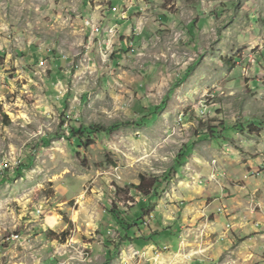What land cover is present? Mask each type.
<instances>
[{
	"label": "rangeland",
	"instance_id": "rangeland-1",
	"mask_svg": "<svg viewBox=\"0 0 264 264\" xmlns=\"http://www.w3.org/2000/svg\"><path fill=\"white\" fill-rule=\"evenodd\" d=\"M119 122L133 125L89 150L69 141L70 127ZM223 124L226 139L195 143ZM186 147L134 232L171 237L140 253L110 211L143 200L116 188L164 175ZM262 159L264 0H0V264H106L107 243L111 264H264Z\"/></svg>",
	"mask_w": 264,
	"mask_h": 264
},
{
	"label": "trees",
	"instance_id": "trees-1",
	"mask_svg": "<svg viewBox=\"0 0 264 264\" xmlns=\"http://www.w3.org/2000/svg\"><path fill=\"white\" fill-rule=\"evenodd\" d=\"M58 76V75H57ZM166 103L163 102L162 105L153 107L152 109L148 110V114L143 115V118L134 125L136 127H141L144 125H148L150 122L155 120L158 115L165 109ZM130 123H115L112 126L108 128H102L101 126L97 125H91L89 127H70L69 129V141L72 143L77 144V147L84 150H89L94 144H95V137L104 134V133H113L115 131L121 130L126 127L132 126ZM241 126V125H240ZM228 125L223 124L220 128H213L206 127L205 130L202 129L200 134L196 133L195 137V143H197L201 138H207L210 141H222V139H226L224 133L228 130ZM238 126H233V129H237ZM242 130L244 129L243 126ZM223 129V130H222ZM222 130V131H220ZM222 138V139H221ZM38 150H41L44 146H48L50 144V141H42ZM191 151L190 147L183 149L181 153L177 156L176 161L174 165L164 173V175L158 177V176H140L139 183L137 185H131L128 188L119 189L116 188L117 195L119 196V193L126 192V196L129 195L131 192H134V197H140L141 200H143L138 206L139 210L136 213H133V215H128L122 213L121 210H119V207L116 206V204L113 205V210L110 211L111 216L115 220L118 230L120 233V236H122L124 241H130L134 242L135 238H138L137 241L132 243V245L135 247L136 242H141L142 246L147 245H153L157 244L158 241L161 240V236L164 235V238L166 236L171 237L169 232L167 230H164L162 233L161 231H151V237H137L134 235L135 229H140L141 226H143L146 223V220L148 219L150 215V210L153 207V203L160 200L163 195L170 189L173 181L180 175L182 172V168L187 164L188 159V152ZM33 157H27L25 161L20 162L18 165L15 174L13 177H5L2 179V182H7L8 180H11L9 178H19L23 177L24 172L26 170H29L33 167ZM9 170L5 171L8 172ZM133 199H130V201L135 202ZM148 226V224H147ZM169 234V235H168ZM49 240L53 242L62 243L66 239V235H62V237H58L55 233L52 231L49 232L47 235ZM162 239V240H163ZM108 246V247H107ZM106 248L108 249V255H107V262L106 264H111L115 258H116V251L118 250V247H116L112 243H107Z\"/></svg>",
	"mask_w": 264,
	"mask_h": 264
},
{
	"label": "crops",
	"instance_id": "crops-1",
	"mask_svg": "<svg viewBox=\"0 0 264 264\" xmlns=\"http://www.w3.org/2000/svg\"><path fill=\"white\" fill-rule=\"evenodd\" d=\"M134 1H135V0H134ZM111 5H112V6L109 7L110 9H109L106 13H108V12H113V13H117V14L120 13V12H119L120 10H117V9H115V8L113 7V1H112ZM106 13H105V14H106ZM89 15H92V14H88V16H89ZM129 16H131L129 12L123 14L122 16H121V14H120V15L118 14L116 20H119V19H121V20H128L127 18H128ZM115 22H116V21H115ZM118 27H119V28H122V26H119V25H118ZM111 28H112V27H109V29H110L112 32H114V30H115L116 27H114V28H112V29H111ZM262 160H264V159H262ZM262 164H264V161L262 162ZM154 231H155V230H154ZM163 236H164V235H162L161 237H163ZM136 243H138V244L143 248V249H140V250H142V251L138 250L140 253L143 252V250H147L148 252H151L150 250H153V249H154V246H155V244L150 245V247H153V248H148V249H149V250H148L147 247H149V246H145V247H144V246H142L141 242H140V243H139V242H136ZM157 244H158V243H157ZM177 248H178V247H177ZM148 252H147V253H148Z\"/></svg>",
	"mask_w": 264,
	"mask_h": 264
},
{
	"label": "built area",
	"instance_id": "built-area-1",
	"mask_svg": "<svg viewBox=\"0 0 264 264\" xmlns=\"http://www.w3.org/2000/svg\"><path fill=\"white\" fill-rule=\"evenodd\" d=\"M88 25H90V24H88ZM94 32H98V29L93 28V33H94ZM16 166H17V165H10L9 163H7V164H5L4 166L1 167V170L4 172V171L9 170L10 167L13 168V167H16ZM17 167H18V166H17ZM17 167L14 168V170H16Z\"/></svg>",
	"mask_w": 264,
	"mask_h": 264
}]
</instances>
